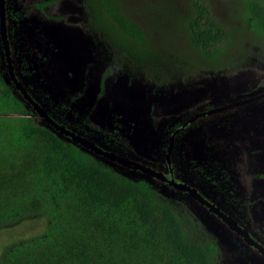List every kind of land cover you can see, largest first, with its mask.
Wrapping results in <instances>:
<instances>
[{
    "label": "rangeland",
    "instance_id": "1",
    "mask_svg": "<svg viewBox=\"0 0 264 264\" xmlns=\"http://www.w3.org/2000/svg\"><path fill=\"white\" fill-rule=\"evenodd\" d=\"M7 1L16 35V71L51 114L104 148L161 172L167 170L165 157L172 141L170 163L178 178L206 189L214 198L221 195L224 206L233 201L241 205L251 202L255 213L262 214L264 96L199 117L183 125L175 138L170 137L173 128L195 111L264 92V38L242 24L241 0H200L234 35L233 41L222 47L218 65L201 57L180 29L192 0H114L115 9L142 32V42L117 31V25L113 27L107 17H97L101 22L96 25L88 11L89 0L55 2L53 9L61 17L46 22L23 11L34 0ZM62 31L74 33L80 44L73 46L65 40L57 48L50 34L63 35ZM52 51L67 65L57 60L60 68H56L51 54L47 56ZM87 61L91 63L84 69ZM3 68L0 51V70L8 80ZM226 127L235 128V133ZM104 160L128 176L147 179L177 213L199 222L204 238L215 239L223 250L221 258L225 253L227 261L230 255L235 264H244L250 247L181 189ZM239 171L247 173L250 184L243 175L239 177ZM39 227L38 222L0 233V248L13 235H25Z\"/></svg>",
    "mask_w": 264,
    "mask_h": 264
},
{
    "label": "trees",
    "instance_id": "2",
    "mask_svg": "<svg viewBox=\"0 0 264 264\" xmlns=\"http://www.w3.org/2000/svg\"><path fill=\"white\" fill-rule=\"evenodd\" d=\"M241 2L242 24L264 38V0ZM191 6L180 29L218 65L233 34L207 4ZM89 10L97 25V17H107L143 41L114 0H90ZM38 222L39 229L1 243L0 264H229L194 217L177 213L147 179L118 171L38 123L0 74V233Z\"/></svg>",
    "mask_w": 264,
    "mask_h": 264
},
{
    "label": "flooded vegetation",
    "instance_id": "3",
    "mask_svg": "<svg viewBox=\"0 0 264 264\" xmlns=\"http://www.w3.org/2000/svg\"><path fill=\"white\" fill-rule=\"evenodd\" d=\"M47 1L50 2L51 5H43L42 2H44V0L31 1L32 4L23 8V11L26 13L31 12L32 14L39 16V18L43 22H46V20H48V19H50V20L54 19L53 21H58L61 16L57 10L53 9L54 8L53 5L55 2L56 3L59 2V0H47ZM88 6L90 7V0L88 1ZM88 11H89V14L91 15V11L89 10V8H88ZM9 12L10 11H8V1L3 0V5L0 4V51L2 53L3 60H4L3 70H4V73L7 76L8 80L5 79V77L2 75V71L0 70L1 76L3 77L5 82L7 84H9V86L12 88V91L24 102L25 106L30 111L31 116L38 123H40V121H39V119H40L42 121V123H40V124L46 125L51 130L55 131L60 137H62L64 139L72 140V138L70 136L66 135L65 133H61L60 130H58L55 127H53L52 125H50L44 118H42L38 114V112L33 107V105L25 98L22 91L19 88H17V83L24 89V91L31 97V99L39 107H42L44 109V111L47 113V115L52 120H54L58 125L62 126L65 130L73 132V133L89 140L88 138L82 136L81 134H79L75 130L69 128L67 124H65L63 121H61L60 119L55 117L53 114H51V112L48 111V109L46 107H44L42 105V103H40L32 95V93L27 89V87L23 84V82L20 79V77L16 71V68H15V56H16L15 36L16 35H15L14 29L12 28L13 25H11V21H9V19H10V17L8 16ZM91 17H92V15H91ZM92 21L95 23V20H92ZM62 32H63V35L50 34V37L53 39L52 41L53 42L57 41V48H60L64 44L65 40L68 41V43L73 45V46L74 45L78 46L80 44L79 37L76 36L74 33L70 32V31H67L68 33H66L65 31H62ZM27 34H29V31H27ZM45 48H47V47H45ZM52 53H53V51L49 52L47 54V56L51 54L50 61H53L55 63L54 66L56 68H60L59 62L63 63L65 66L67 65L68 62L59 60L60 54L57 51L55 52L54 55H52ZM85 63H87V65H85L83 68L87 69V67L90 65L91 62L87 61ZM101 69H102L101 73H103L104 69H105V64L102 66ZM260 94H262V93H259V95L255 94L252 97H249V98L244 99L242 101L234 102L237 105H234L232 107H235L238 105L239 106L246 105L247 103H250V101L253 99L257 100V99L262 97ZM220 107H222V106H220ZM220 107H216V108L209 107V108H205V109L200 110V111H195V113L193 112V114L191 116L187 117V119L182 124L180 123L179 125H177L173 128V130H172L173 132L170 135L171 139L175 138V136L179 132H181L184 127H186L189 123H191V121L194 123L198 120L199 117H204L207 114L224 110V109L215 110V109H218ZM208 111H213V112L207 113ZM201 113H203V114L201 115ZM196 114H199V116L194 117V115H196ZM183 125H184V127H182ZM234 130H235V128L226 127V131H228L232 134L235 133ZM93 143L96 146H99L101 149L108 150L107 148H104L103 146H101L95 142H93ZM76 144L83 147L79 143H76ZM169 145H170V143H169ZM171 145H173V143H171ZM244 145L248 146V144H246V143ZM171 148H172V146L167 148L166 157H165L167 170L165 172H161V171L154 169V168L150 167L149 165L141 163L139 161H136V162H139L143 165H146L149 168L155 170L156 172L161 173L163 176L166 177V179H160V180L167 183L168 185L172 186L173 188L175 186L173 184H170L169 181H172L173 183L184 186V188H182L184 190H181V191L185 192L190 198L194 199L197 203H199L203 208H205L208 212H210L213 216H215V218L218 219L223 225H225L226 227L231 229L233 232H235L236 235L242 241H244V244L248 246V249L250 247L249 252L247 253V256L245 258L244 264H259V263L264 264V211L261 212L262 214H260V212L258 214L255 213L256 207H255V205H251V202H248L247 204L241 205L238 202L235 204V201H233V202H228V204L231 207L228 205L224 206L222 203H225V201L223 202L221 195H218L217 198H214V197L210 196L209 191H207L206 189H205L206 190L205 191L204 188H198L197 186L190 185L186 180L184 181V180H181L180 178H178V176H177L178 174L177 173H176V175L174 174L175 167H173L172 164L170 163V150H171ZM87 150H90V149H87ZM108 151H110V150H108ZM92 153H94V152L92 151ZM94 154L97 155L96 153H94ZM100 157H102V156H100ZM193 159H194V156H193ZM256 166H258V165L256 164ZM241 172L242 171H239V174H240L239 177L243 175V173L241 174ZM244 175H243V177H244L245 182L248 181L250 184V180H251L250 177L247 175L246 172L244 173ZM260 176H264V174H260ZM207 179H209V178L207 177ZM189 190L195 191L198 195H200L203 198V200H200V199H197L195 197L190 196V194L188 193ZM236 208L241 209L242 212H241V210H237ZM239 212H241L240 215H239ZM233 224L236 225L239 229H242L245 232L247 238H245L242 234H240V232L236 228L232 227ZM220 250H222V249H220ZM229 258H230V261H227L226 254L224 253V258H222L223 261H225L227 263L230 262L229 264H233V263L235 264L234 260H232L230 255H229Z\"/></svg>",
    "mask_w": 264,
    "mask_h": 264
},
{
    "label": "water",
    "instance_id": "4",
    "mask_svg": "<svg viewBox=\"0 0 264 264\" xmlns=\"http://www.w3.org/2000/svg\"><path fill=\"white\" fill-rule=\"evenodd\" d=\"M0 4L3 5V0H0ZM17 88H19L22 93L24 94L25 98L33 105V107L36 109V111L38 112V114L44 118L50 125H52L53 127H55L56 129L60 130L61 133H65L66 135L70 136L72 138V140L75 143H79L80 145L83 146L84 149H90L91 151H93L94 153H96L97 155L102 156L103 159L106 160H110V161H114L116 163H119L122 166L128 167V168H133L135 170H139L147 175H151L153 177L159 178V179H166L165 176H163L161 173L156 172L155 170L149 168L146 165H143L139 162L133 161L131 159H128L126 157L120 156L118 154H116L115 152L112 151H108V150H104L101 149L99 146H96L92 141L87 140L73 132H70L68 130H65L62 126L58 125L54 120H52L47 113L44 111V109L42 107H39L32 99L31 97L24 91V89L17 83ZM261 96H264V92L262 94H260ZM244 102V101H243ZM234 105H237L236 103H229L226 104L218 109L215 110H221V109H226V108H230ZM214 111V110H213ZM213 111H208L209 112H213ZM203 113H201L202 115ZM199 116V114L194 115V117ZM193 117V118H194ZM192 119V118H191ZM171 144V142H170ZM170 147V145H169ZM170 184H173L175 187L184 190L182 188H184V186L178 185L176 183H173L172 181H169ZM190 194V196L195 197L197 199L203 200V198L198 195L195 191L189 190L188 192ZM206 201V200H205ZM232 227L236 228L240 234H242L245 238H247L245 232L242 229H239L236 225H232Z\"/></svg>",
    "mask_w": 264,
    "mask_h": 264
}]
</instances>
